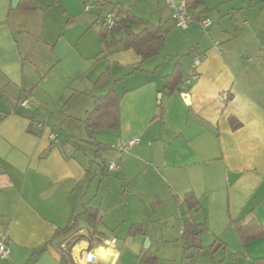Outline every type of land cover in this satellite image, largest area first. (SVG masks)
Returning a JSON list of instances; mask_svg holds the SVG:
<instances>
[{
	"label": "crops",
	"instance_id": "0c3cea01",
	"mask_svg": "<svg viewBox=\"0 0 264 264\" xmlns=\"http://www.w3.org/2000/svg\"><path fill=\"white\" fill-rule=\"evenodd\" d=\"M33 1L38 8L29 11L0 0V232L9 237L0 264H58L73 237L74 230H65L73 219L80 233L95 231L86 209L97 214V234L73 246L72 260L85 263L93 251V263L117 264L120 238L103 222L124 203L138 211L132 222L125 220L126 256L142 259L149 251L160 264L144 223L175 216L177 203L186 211L184 240L209 232L221 241L215 253L228 246L221 237L232 240L233 264H264L258 260L264 258V0H204L198 11L211 20L208 31L197 22L174 28L172 12L169 23L133 8L159 0H110L168 29L163 50L145 60L111 43V34L102 36L88 0H47L46 7ZM198 55L200 76L186 84ZM176 65L183 78L169 91L165 77ZM113 87L121 96L120 127L90 135L76 124L93 108L94 96ZM223 92L228 100L220 98ZM69 135L76 144H68ZM91 137L103 143L101 159ZM135 137L140 142L117 158L111 145ZM110 161L117 164L113 170ZM188 193L196 204L188 205ZM187 219L198 227L191 237ZM238 221L253 225L248 240ZM200 247L185 244V257Z\"/></svg>",
	"mask_w": 264,
	"mask_h": 264
},
{
	"label": "trees",
	"instance_id": "16d2710c",
	"mask_svg": "<svg viewBox=\"0 0 264 264\" xmlns=\"http://www.w3.org/2000/svg\"><path fill=\"white\" fill-rule=\"evenodd\" d=\"M186 2L188 10L193 14L195 20L194 23H199L202 18H206L202 15L205 10L198 11V8L204 4V0H186ZM95 4L100 10L99 13L106 11L105 6L111 7L110 10L107 11H110L113 14L114 25L109 27L103 23L101 29V34L103 37H106L107 34H111V43H121L125 48H133L143 60L156 56L163 50L166 36L168 34L167 28L131 13L128 8H125L119 2H111L110 0H97ZM17 5L20 9H26L29 11L36 10L38 8V4L33 0H19ZM135 25H140L142 29L139 32H135L133 29V26ZM211 25L207 29H203L208 31ZM119 32H124V36L118 40L115 35ZM105 74L103 76H105ZM182 78L183 75L181 68L179 65H176L174 70L165 77L166 88H168L169 91H173L179 86ZM120 103L121 96L114 87L105 94L94 96V106L90 111L87 112L85 118L86 129L89 131L90 135L96 129H118L120 127ZM231 123L233 128H238L241 125L235 117L231 118ZM92 140L97 146L96 155L99 157L101 156V154H99L100 150L104 148L103 143L96 141L93 138ZM186 200L188 205H194L197 203L194 193H188L186 195ZM84 214L87 216L90 228L92 227L95 231L90 233V235L80 233V227L76 226L78 224V220L73 219L72 224L65 228V230L68 232L74 230L71 235L73 237L66 242L65 246H62L61 244L62 255L58 261V264H80L78 262L75 263V261L72 260L70 253L73 246L82 240H89L92 236L97 234L96 227L98 221L96 212L86 209ZM185 222L187 237H191L193 234V227L196 225V223L193 221V219H187ZM235 225L243 240H248L253 236V232L249 231L250 228L253 227L252 224H243L238 221ZM136 229L132 230V232L140 231V229ZM258 260L264 262V258ZM142 261L145 264H156L159 261V257L157 253H150L147 251V253H145V255L142 257Z\"/></svg>",
	"mask_w": 264,
	"mask_h": 264
},
{
	"label": "rangeland",
	"instance_id": "374dc122",
	"mask_svg": "<svg viewBox=\"0 0 264 264\" xmlns=\"http://www.w3.org/2000/svg\"><path fill=\"white\" fill-rule=\"evenodd\" d=\"M37 1L40 3L41 7L42 6L46 7L47 0H37ZM96 1L97 0H88L85 4V5H90L93 8L92 12L89 13V17L91 20H93L94 17L96 19L97 17H100L105 13V12L99 13L97 7L95 6ZM133 8H135L137 12L140 11L144 14H147L154 20L159 21L160 17L164 16L163 21L165 20V22H169V23L171 22L169 18L170 17L169 14L171 11L165 0H159V3L158 1H156L153 7L150 5V2L146 4V2L143 1L137 3ZM100 25L101 24L95 22V28ZM174 26L172 24V28L174 27V28L182 29L181 27H177L175 24ZM137 29L140 30V27H138ZM167 49L168 48H166L164 53L167 52ZM76 125H79V127L81 128L84 126V128L86 129L85 117H83L82 122H77ZM87 134L85 136H89V134L88 135ZM75 138H79V137H75ZM68 140H69L68 144L70 143L76 144V142L72 138V135H69ZM81 143L80 145L83 148H86L87 143L86 144L83 142ZM93 156L94 155L92 154L91 157L93 158ZM98 159L101 158L98 157ZM96 168L97 167L95 166V170ZM100 181L101 179L97 178L96 184H99ZM91 198L92 197H89L88 200H90ZM174 211H175V216H172L169 219H165L162 221L156 220L153 222L147 220L146 223H144L146 228L149 230L148 238L151 244L150 248L152 250L160 251L159 254V256L161 257L160 264H233L230 261L231 253L234 248L232 240L228 241L224 237H221L222 240H226L228 242V246L226 248L225 247L220 248L216 253L215 250L217 249L221 241L219 240L216 242L215 236H213L209 232H205L202 236L200 235L199 237L193 236L188 240H184L181 230L183 229V218L186 215L185 214L186 211L182 206H180L177 203L175 204ZM125 212L126 215H123V213ZM137 213H138L137 210H131L124 203L118 206L117 208H113L105 216L103 226L116 228L117 229L116 235L119 236L120 238L117 249L121 252L120 255L121 258L117 260V264H145L142 261V259L138 258L137 255L136 256L135 255L126 256V254L124 255V251H126V248L122 246V243L124 242V239L127 236L128 228L130 226L129 223L125 222V220H131L130 222H132V220L134 219L131 218H134L135 214ZM228 233L229 232H227L225 236H228L229 235ZM191 243L201 245V247L192 257H185L184 246L185 244L190 245ZM99 252L104 254L105 256H110L105 252L102 251Z\"/></svg>",
	"mask_w": 264,
	"mask_h": 264
},
{
	"label": "built area",
	"instance_id": "2783aa9c",
	"mask_svg": "<svg viewBox=\"0 0 264 264\" xmlns=\"http://www.w3.org/2000/svg\"><path fill=\"white\" fill-rule=\"evenodd\" d=\"M166 2L171 9L172 19L174 20L176 26L186 29L195 22L193 14L187 8L186 0H182L179 3L176 2L175 0H166ZM86 9L90 10L91 6L86 5ZM98 22L101 24L105 23L109 27H112L114 25V16L110 11H106L104 15L98 18ZM199 24L202 25L204 29H207L212 24V22L208 18H202ZM201 63H202V56L201 55L196 56L193 61V67L195 69L194 72L188 76H185L184 78V82L186 84L190 85L195 79L199 78L200 75L197 69ZM220 98L222 100H228L230 98V95L228 92H223L220 94ZM29 103H30L29 99L22 101L23 106H28ZM37 127L38 129L41 130L45 127V123L39 122L37 124ZM49 136L51 141H55L58 138V134L53 130L50 132ZM139 142H140V137H135L125 142L119 140L111 145V149L115 152L116 157L120 158L124 153L129 152L132 149V147ZM116 167L117 164L114 161H110L109 168L113 170ZM8 243H9L8 235L5 232H0V260L3 257H6L9 253ZM93 254H94L93 251H88L86 253L87 260L85 263L82 264H98L92 262L91 258L93 257Z\"/></svg>",
	"mask_w": 264,
	"mask_h": 264
},
{
	"label": "water",
	"instance_id": "95a60500",
	"mask_svg": "<svg viewBox=\"0 0 264 264\" xmlns=\"http://www.w3.org/2000/svg\"><path fill=\"white\" fill-rule=\"evenodd\" d=\"M14 1V5H16L18 3L19 0H13ZM195 229L198 227H194Z\"/></svg>",
	"mask_w": 264,
	"mask_h": 264
},
{
	"label": "bare ground",
	"instance_id": "6f19581e",
	"mask_svg": "<svg viewBox=\"0 0 264 264\" xmlns=\"http://www.w3.org/2000/svg\"><path fill=\"white\" fill-rule=\"evenodd\" d=\"M103 258V257H102Z\"/></svg>",
	"mask_w": 264,
	"mask_h": 264
}]
</instances>
